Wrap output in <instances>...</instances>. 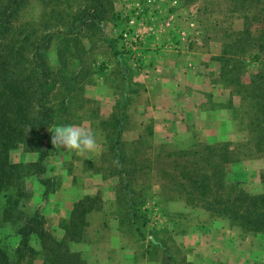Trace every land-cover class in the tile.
<instances>
[{
	"label": "rangeland",
	"instance_id": "obj_1",
	"mask_svg": "<svg viewBox=\"0 0 264 264\" xmlns=\"http://www.w3.org/2000/svg\"><path fill=\"white\" fill-rule=\"evenodd\" d=\"M83 2L84 0H28L15 20L17 39L35 40L45 32L53 33L47 61L55 72L58 84L50 98L56 112L55 121L48 129L45 141L50 156L46 158L47 169L44 175L52 179L55 188L44 199L40 186L42 184L33 174L30 175L26 179L29 197L24 207L29 213L38 207L45 216L44 228L59 239L70 216L63 217L69 205L66 198L69 194L76 193L71 187L83 177L78 170L83 155L68 152L64 148L57 149L51 143L50 130L57 125L68 124L67 113L64 117L61 115L62 106L73 114L70 119L76 116L77 108L74 103L78 100L89 96L86 104L89 105L88 109L92 108V104L102 101L95 98L96 89L102 85V81H106L105 85L111 91H114L113 88H116V92L121 89L120 98L117 96L120 100L124 99V91L131 89L134 93L139 92L140 86H135L134 81L126 80L127 76L122 74L123 70L118 69L117 65L125 67L133 64L135 70L147 68V73L154 68L156 74L161 73L156 69L157 65H162L170 68L169 72L172 73L171 63L168 62L172 60L170 56L175 55L185 56L186 61H190V66L197 62V66L205 64L207 67L210 60L216 61L219 71L221 62L215 56L221 51L224 41L233 35V31L243 26L242 13L233 10L231 0H109V13L112 12L114 17H120L121 20L113 26L103 20L101 24L78 30L71 19ZM122 30H128L130 35L138 34L137 41L132 46L124 44L120 36ZM260 67L262 64L246 61L241 70L232 66H227V70L231 79L240 76L242 80L248 81L250 74ZM207 70L213 76L210 66ZM214 81L224 85L218 86V94L215 93L216 89L214 93L198 89L199 94H194L193 98H202V104L207 107L210 105L222 109L211 125L215 128L219 121H223L224 126L228 125L225 129L228 132L222 139L204 144L207 143L205 140L198 139L196 135L192 137L194 130L191 131L189 124L182 123V119L181 122L176 121L180 119L179 114L182 112L173 108L176 118L173 117L171 130L163 122V125L159 124L162 132L159 131L156 137L150 135L152 126L146 125L139 140L137 138L128 143L126 140V150L129 153L125 151V166L132 165L135 169L128 187L136 192L137 203L134 208L138 215L134 218L126 208L127 197L121 189V178L115 171L114 150L110 140L112 122L120 114L123 115L121 120L125 121L122 108H114V120L103 123L101 131L98 128L100 124H80L86 128L89 126L94 134L97 133L96 130L99 132L96 138L102 145L101 154L96 158L97 161H90L94 162L96 169L114 178V193L117 198L116 202L113 200L111 204H102L100 197L109 192H105V195L100 191L75 203L83 204L86 211L82 224L80 222V238L69 240L67 247L81 257L79 264L92 258L116 259L118 262L123 260L125 264H139L147 258L148 264H156L158 260L161 264H191L188 260L189 250L190 253L198 250L207 252L206 257L211 264H264V234L243 229L205 205L206 200H211L214 193L224 191L222 187L212 186L213 193L208 196L195 191L188 193L191 190L187 185V175L194 174L193 169L210 172L211 162L219 161L217 156L209 155L206 146L215 145L217 148L219 142L224 141L230 142L229 148L239 157L236 161L217 166L222 170L220 175L224 184L231 182L229 184H233L236 189L249 192L263 189L261 176L264 174V151H256L251 142L255 132L247 124V99H243L234 90L236 85L223 83L219 73L215 75ZM64 86L75 87L71 100H68L69 106L63 104L66 98ZM183 86L192 85L185 83ZM108 95L112 97L109 93ZM144 96L145 94H136L133 103L152 101L148 97L143 98ZM136 108L137 105H134V109ZM134 125L132 123L133 127L129 129L136 131L137 127ZM121 127L122 131L126 128L125 122ZM106 147L108 149L102 151ZM26 152L28 151L16 148L11 152V159L32 160V152ZM183 181L185 185L182 184ZM100 204V207L103 205L106 208L105 216H90L91 209L94 211ZM108 212L110 213L107 215ZM114 217H118L115 220L117 223L113 221ZM89 225L95 227V232L91 233ZM14 230L15 226L10 222L0 219V237L9 252L15 256L18 239ZM33 245L35 250H31L25 260L30 264H44L40 245L37 241Z\"/></svg>",
	"mask_w": 264,
	"mask_h": 264
},
{
	"label": "trees",
	"instance_id": "obj_2",
	"mask_svg": "<svg viewBox=\"0 0 264 264\" xmlns=\"http://www.w3.org/2000/svg\"><path fill=\"white\" fill-rule=\"evenodd\" d=\"M231 1L233 10L242 13L243 26L224 41L215 58L221 62L219 75L223 83L236 85L234 90L247 99V124L255 132L251 142L256 151H264V3L261 0ZM27 2L0 0V219L15 226L14 234L18 239L14 256L0 237V264H30L25 257L35 250L34 241L43 251L45 264H79L81 257L68 249L67 242L80 238V222L82 224L86 211L83 204L74 205L68 224L64 226L65 234L60 239L44 228L45 216L38 207L31 213L24 207L29 197L26 179L30 175L33 174L44 186V199L55 188L52 179L44 173L47 169L45 158L49 154L45 140L55 121V107L50 98L58 84L47 61L53 33L45 32L35 40L16 38L15 20ZM109 3V0H84L73 13L71 23L78 30L101 24L109 11ZM246 61L262 64V67L252 72L248 81L240 76L231 79L227 66L241 70ZM121 115L112 122L110 140L115 171L121 178V189L127 197L126 208L134 218L138 215L134 208L136 192L128 187L135 169L130 164V167L125 166L126 153L120 139ZM229 145V141H224L219 142L217 148L215 145L206 146L209 155L217 156L219 161L211 162L210 172L199 171L195 167V173L187 175V185L191 190L188 193L195 191L208 196L213 193L212 186L222 187L224 191L214 193L211 200H206L207 208L221 213L243 229L264 234V174L260 191L236 189L229 184L231 182L224 184L220 175L222 170L217 166L239 159ZM16 148L35 151L37 158L14 161L11 152ZM182 184L185 185V181Z\"/></svg>",
	"mask_w": 264,
	"mask_h": 264
},
{
	"label": "crops",
	"instance_id": "obj_3",
	"mask_svg": "<svg viewBox=\"0 0 264 264\" xmlns=\"http://www.w3.org/2000/svg\"><path fill=\"white\" fill-rule=\"evenodd\" d=\"M116 2V0H115ZM119 2V1H118ZM121 2V1H120ZM105 16L103 19L104 21H108L109 23L116 24L118 20H121L120 17H114L111 13ZM115 27V26H114ZM116 29V27H115ZM220 53V52H219ZM172 55V54H171ZM172 60H170L168 63H171V69L172 73H170V68L163 67L162 65H157V70H159L161 73L156 74V72L149 69V73L145 71L147 68H143L142 70L137 69L135 70V67H133V64H127V66L120 67L117 65L116 67L119 69L121 68L123 70V75H126V80L128 81H134L135 86H140V90L137 93H134V91L127 90L122 92L124 95V99L120 100L121 96V89H119V92H116V88H113L114 91H111L108 86L105 85L106 81H102V85L98 86L96 89L97 92H95V98L96 99H102V101H97L95 105L92 104V108L88 109L89 105L86 104L89 100L88 98L84 100H78L74 105H76V116L74 118H71L73 116L72 113H68L67 110L64 109L62 106V112L61 115L63 117L67 113L68 115V124H75L80 125L81 123L90 124V122L94 124H100L98 127L101 131L104 126H102L105 122H110L114 120V108H122L124 112V119L126 128L123 129L120 135L121 144L122 147L125 149L126 153H129V151L126 150V140L132 141L138 138L140 139L139 135L143 136L142 133L144 131L145 126L147 127L150 125L152 126V133L151 136H158V132H162V126L160 127L159 124L163 125V122H166L167 128L171 130L172 123L174 122L173 119L176 118L175 114L173 112L177 108L178 111L184 113L179 114L180 119H176V121L182 123L189 124L190 129L192 132L191 136L193 137L196 135V137L200 140H205L204 144H210L213 143L215 140L219 141L227 134L226 126H224L223 121H219V124L215 125V128L211 127L212 123L216 120L218 114L222 109L221 108H213L212 106H205L202 104V98L197 99L193 98L194 94H199L197 91L198 89H201L202 91H211V93L218 94V86H224L221 83H215L214 77L217 76L218 66L216 61L209 62L210 69L213 71V76L210 75V72H207L209 69V66L205 67L202 66L203 64H198L195 62L194 66H190V61H186L185 56H175L172 55ZM211 59V58H210ZM188 62V65L187 63ZM193 62V64H194ZM162 66V69H161ZM220 67V66H219ZM207 68V69H206ZM165 69V71H163ZM210 70V71H211ZM154 71V72H152ZM103 80V78H102ZM133 83V82H131ZM185 83L192 86H183ZM215 86H217L215 88ZM74 86H64L65 90V101L64 106L68 105V100H71L72 93L75 92ZM112 89V88H111ZM214 89H216L214 91ZM104 91H107L104 93ZM110 91V92H109ZM137 91V90H136ZM112 95L110 97L108 95ZM140 93L145 94L143 98L147 99V97L152 100L151 102H142V103H133V99L135 98L136 94ZM120 95V96H119ZM119 96V98L117 97ZM110 97V100H109ZM200 97V96H199ZM112 98V100H111ZM201 101V102H199ZM108 102V103H107ZM52 104V103H51ZM53 105V104H52ZM134 105H137V108L134 109ZM54 106V105H53ZM116 106V107H115ZM55 107V106H54ZM74 111V110H73ZM56 112V109H55ZM123 117V115H121ZM174 117V118H173ZM132 123L137 127L138 133L136 131H133L132 129ZM154 125V126H153ZM131 126V127H130ZM142 130L140 132V130ZM88 129L90 127L88 126ZM93 131V130H91ZM95 136L97 137V134L99 136V132L96 130ZM148 132H151L150 130ZM103 133V131H102ZM144 134V133H143ZM106 135L103 133V137ZM98 138V137H97ZM96 138V139H97ZM46 141V140H45ZM213 141V142H212ZM98 148L95 152L92 153H86L80 158V165H79V172L82 173L83 177H81V181L77 183L76 185H72L71 189H74L73 194H69L66 198L69 201V205L66 207V212L64 213L63 217H67L70 215L72 209L74 208V205L76 202H78L80 199L84 198L85 196L93 195L91 193H97V192H109L108 195L104 196L102 195V204H111V201L114 200L116 202L117 195L114 193V187L115 182L114 178L102 170L96 169L97 166L94 165V162L97 161L100 154H101V143H98ZM108 148L105 149L102 148V151H106ZM32 152V161L37 158V153L35 151H28L26 153ZM189 152V151H186ZM135 153L139 154L140 151H135ZM135 155V154H133ZM47 156H50L49 154ZM46 156V158H47ZM92 156V159L90 158ZM45 158V164L47 167V160ZM93 160V161H90ZM41 189H44L43 185H40ZM70 189V191H71ZM50 194V193H49ZM47 198V197H46ZM114 198V199H113ZM101 204L98 206V208L91 209L92 213H89L91 211H87L90 216L92 214L93 217L95 215L99 217L101 214L105 216L106 208L100 207ZM87 213V214H88ZM110 212L107 213V215ZM115 218V219H114ZM113 221L116 222L118 220V217H114ZM116 220V221H115ZM117 223V222H116ZM100 228V227H97ZM62 228L61 237L65 234V229ZM88 229H90L91 233L95 232V227L88 226ZM64 231V232H63ZM59 233V232H58ZM60 237V238H61ZM59 239V238H57ZM133 251V250H132ZM125 253H127V250L125 249ZM207 252H191L189 250L188 260L191 264H211L208 257H206ZM149 260L143 259L140 261L139 264H148L146 263ZM45 264V263H44ZM81 264H125L123 260H120L118 262L116 259L108 260V259H86L85 262ZM137 264V263H136ZM156 264H161L159 260L156 262Z\"/></svg>",
	"mask_w": 264,
	"mask_h": 264
},
{
	"label": "clouds",
	"instance_id": "obj_4",
	"mask_svg": "<svg viewBox=\"0 0 264 264\" xmlns=\"http://www.w3.org/2000/svg\"><path fill=\"white\" fill-rule=\"evenodd\" d=\"M50 132L51 143L57 149L64 148L68 152L84 155L95 152L98 148L95 134L83 125H57Z\"/></svg>",
	"mask_w": 264,
	"mask_h": 264
},
{
	"label": "built area",
	"instance_id": "obj_5",
	"mask_svg": "<svg viewBox=\"0 0 264 264\" xmlns=\"http://www.w3.org/2000/svg\"><path fill=\"white\" fill-rule=\"evenodd\" d=\"M120 36L126 46H132V44L135 43L138 38V34L134 33L133 35H130L128 30H122V32H120ZM135 59L137 60V58Z\"/></svg>",
	"mask_w": 264,
	"mask_h": 264
}]
</instances>
